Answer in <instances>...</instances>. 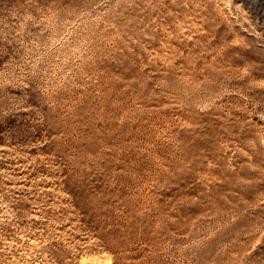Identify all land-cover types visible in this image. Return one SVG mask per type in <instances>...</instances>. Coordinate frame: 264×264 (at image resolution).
<instances>
[{"label":"rangeland","instance_id":"obj_1","mask_svg":"<svg viewBox=\"0 0 264 264\" xmlns=\"http://www.w3.org/2000/svg\"><path fill=\"white\" fill-rule=\"evenodd\" d=\"M0 264H264V0H0Z\"/></svg>","mask_w":264,"mask_h":264}]
</instances>
